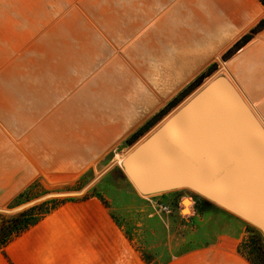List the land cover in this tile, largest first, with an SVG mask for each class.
Returning a JSON list of instances; mask_svg holds the SVG:
<instances>
[{
	"label": "crops",
	"instance_id": "obj_1",
	"mask_svg": "<svg viewBox=\"0 0 264 264\" xmlns=\"http://www.w3.org/2000/svg\"><path fill=\"white\" fill-rule=\"evenodd\" d=\"M259 0H0V210L40 177L74 178L212 65L264 123ZM97 198L66 202L0 264H135ZM229 238L171 264H251Z\"/></svg>",
	"mask_w": 264,
	"mask_h": 264
},
{
	"label": "water",
	"instance_id": "obj_2",
	"mask_svg": "<svg viewBox=\"0 0 264 264\" xmlns=\"http://www.w3.org/2000/svg\"><path fill=\"white\" fill-rule=\"evenodd\" d=\"M121 158L120 169L140 196L190 189L264 237V123L220 73ZM83 192L47 194L0 212L17 214L47 199Z\"/></svg>",
	"mask_w": 264,
	"mask_h": 264
},
{
	"label": "rangeland",
	"instance_id": "obj_3",
	"mask_svg": "<svg viewBox=\"0 0 264 264\" xmlns=\"http://www.w3.org/2000/svg\"><path fill=\"white\" fill-rule=\"evenodd\" d=\"M219 73L214 72L206 78L198 88L160 117L131 145L129 141L131 137H128L111 153L79 176L61 178L57 181L52 180L55 177L38 178L22 192L23 197L20 200L22 203L18 206L47 194L75 193L84 189L81 195L50 198L34 206L48 203L45 210L53 206L51 201H62L63 203L65 200L73 198L74 202H77L95 198V196L101 197L102 201H99L105 212L109 213L114 222L117 221L120 224L121 228L119 229L127 240L128 256L135 264H149L147 261L152 264H171L180 254L210 242L215 243L221 238H229L236 242L238 254L251 264H264V237L258 229L246 221L186 188L164 193H177L165 197H162L164 194L142 197L120 169L121 156H125L138 142L152 134L189 96ZM184 199H188L189 202H186L187 210L182 213ZM203 201L218 209H210L204 205L197 209L198 204ZM16 203L18 202L13 201L4 210L18 207L10 208ZM0 214L14 215L2 212ZM247 226L256 230L260 238L250 232Z\"/></svg>",
	"mask_w": 264,
	"mask_h": 264
},
{
	"label": "trees",
	"instance_id": "obj_4",
	"mask_svg": "<svg viewBox=\"0 0 264 264\" xmlns=\"http://www.w3.org/2000/svg\"><path fill=\"white\" fill-rule=\"evenodd\" d=\"M259 1L264 6V0H259ZM263 30H264V21H261L253 29H251V31L248 34L243 36L231 49H229L226 52V54L223 56V60L226 61L227 59L232 57L235 53H237L240 49H242L245 45H247L257 34H259ZM216 70H217V65H212L206 72H204L202 75H200L186 90H184L176 99H174L170 104H168L167 107L163 111H161L156 117H154L149 122H147L143 128H141L135 134H133L129 140L130 145L133 142H135L139 137H141L146 132V130H148L153 124H155V122H157V120L160 117L165 115L169 110H171L177 104H179L192 91H194L196 88H198L203 83V81L206 78H208L210 75H212ZM173 194H177V193L175 192V193H171V194H164V195H162V197H165L166 195H173ZM22 197H23L22 194L19 195V197H17V199L14 201V202H18V203H16L15 205H13L10 208H14V207L20 205L22 203V202H20ZM95 198L102 201L101 197H99V196H95ZM74 201H75V199L71 198V199L65 200L64 202L66 203V202H74ZM64 202L62 203V201H60V202L51 201L50 203L53 204V206L51 208H48L45 210H44V208L48 203H43V204L34 206L28 210L19 212V213L14 214V215L4 216V215L0 214V219H3V222L0 223V249L4 250V248L15 237H17L18 235H20L24 231H26L29 228L38 224L44 217H46L52 211L59 208L60 203L62 205V204H64ZM202 205H204L205 207L207 206L210 209H218L214 205L209 204L205 201H203L201 204H198L197 209H199ZM197 214H199V213H197ZM113 219L116 221V218L114 216H113ZM115 223L117 224V226L119 228H121L120 224L117 221ZM247 228L249 229L250 232H252L253 234H255L259 237L256 230H254L250 226H247ZM213 243L214 242H210L204 246L197 247V248L192 249L190 251H186V252L180 254L179 256H177L176 258H178V257H180V256H182L188 252H191V251L203 248V247H208L209 245H212ZM147 263L152 264L149 261H147Z\"/></svg>",
	"mask_w": 264,
	"mask_h": 264
},
{
	"label": "bare ground",
	"instance_id": "obj_5",
	"mask_svg": "<svg viewBox=\"0 0 264 264\" xmlns=\"http://www.w3.org/2000/svg\"><path fill=\"white\" fill-rule=\"evenodd\" d=\"M119 160V159H118ZM189 202V201H188Z\"/></svg>",
	"mask_w": 264,
	"mask_h": 264
}]
</instances>
